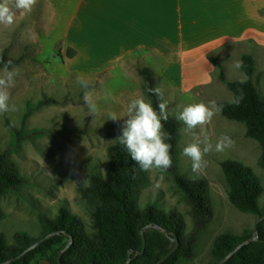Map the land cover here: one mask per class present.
Here are the masks:
<instances>
[{"label":"rangeland","instance_id":"1","mask_svg":"<svg viewBox=\"0 0 264 264\" xmlns=\"http://www.w3.org/2000/svg\"><path fill=\"white\" fill-rule=\"evenodd\" d=\"M55 4L54 0H38L28 15H22L17 10L16 21L12 26L0 24V53L5 52L19 59L17 64L11 66L19 71L14 78L15 86L10 89V103L15 104L16 111L0 115V153L14 161L26 179V183L18 189L0 193V232L10 244H17L18 232L42 237L49 233L44 215L54 217L58 208L65 206L81 218L85 237L81 241L72 242L61 253L60 264H91L90 249L100 244L91 212L103 209L108 204L82 195L80 187L86 185L90 172L106 176L109 171L118 168L117 162L107 154V147L122 134L123 118H126L129 102L140 96L150 100L142 90V78L137 73V69L142 67L138 59H133L122 73L114 68L81 72L83 69L79 57L69 61L75 54L72 57L66 55L69 46L58 40L57 31H53L47 24L48 13L53 14ZM247 48L246 45L233 46V55L228 57L227 66L222 69L226 81L248 79L242 68L235 67L241 61V52ZM256 56V59L253 58L251 81L256 86L258 97L263 98L264 52H257ZM3 68H0V75H3ZM218 72L216 68L207 84L185 88L175 83L178 74H158L160 81L155 86L164 92L169 115L176 118L177 112L191 103L207 104L215 101L218 104L222 100L231 101L233 93L226 82L219 79ZM80 76L89 82L88 89L77 83ZM167 78L174 85H165ZM86 90L92 92L94 111L83 100ZM44 96L55 99L57 103L34 109L23 130L44 129L45 132L24 140L20 148L13 149V137L6 123L19 128L26 104L36 103ZM113 113L121 119H109ZM184 127L183 122L179 121L177 170L187 177L206 181V191L214 215L212 221L197 235L194 257L187 259L181 252H177L174 264H216L235 246L253 235V223L258 217V214L238 209L229 200L234 184L224 173L221 164L226 160H238L251 167L262 188L258 204L263 210L262 148L258 140L246 135V124L243 121L229 119L221 112L206 128L196 129L198 135L195 138L185 134ZM224 134L235 141L234 146L224 152H216L215 144ZM194 141L201 142L202 147L204 142L213 145V150L205 156L207 167L199 175L192 172L191 160L183 155L184 147ZM142 173L145 183L136 187L132 194L136 212L140 214L139 210L147 203H155L164 210L176 209L182 214L188 233L193 227L192 207L175 185L172 176L159 170L154 175L144 171ZM161 175L163 180L159 179ZM157 182L160 184L158 188L155 187ZM115 225L102 226L112 234ZM146 232L149 233V228L144 230ZM261 234H264V225L258 230V239ZM258 239L241 247L224 264H264V247ZM67 242V236H58L12 264H56L58 253ZM180 244L183 245L182 242ZM158 245L170 247L167 242L158 243L153 237L152 244L145 248V252L132 257L129 264H154L162 255ZM114 259L124 264L127 253L119 251ZM96 261L105 264L98 258Z\"/></svg>","mask_w":264,"mask_h":264},{"label":"trees","instance_id":"2","mask_svg":"<svg viewBox=\"0 0 264 264\" xmlns=\"http://www.w3.org/2000/svg\"><path fill=\"white\" fill-rule=\"evenodd\" d=\"M74 54V49L68 48L66 50L68 57H72ZM211 59L214 66L219 70V79L226 82L227 87L233 93V97L234 95H239L240 91L243 92L244 96L239 106L233 105L231 101H219L218 105H223L221 113L229 119L243 121L246 124V135L258 140L261 145V162L264 166V97H258L256 86L251 81V76L254 72V59L250 54H243L241 56V61L243 62L242 70L248 79L230 81H226L224 78L223 66L218 56L215 55ZM18 62L19 59L17 58L8 56L5 52L0 53V68L6 64L12 66ZM137 73L142 78L143 92L158 111V98L149 91L156 88L154 71L148 66H142L137 69ZM49 103H57V101L44 96L36 103H27L25 111L21 116V126L19 128L6 123L13 137V149L20 148L24 140L31 139L45 132L44 129L25 131L23 128L28 116L34 109ZM163 123L164 130L171 136V140L166 142L172 145L170 155L173 161L172 167L166 172L172 176L175 185L183 192L191 204L192 229L186 233L185 221L182 214L173 208L164 210L156 206L155 203H147L139 210L140 214L136 212L132 202V194L136 187L144 185V175L139 165L131 159L127 149L117 139L107 147V154L117 162L118 168L112 169L106 176L97 172H90L86 185L80 187L82 195L96 198L108 204L103 209L91 212L94 224L97 227V240L100 243L90 249L89 261L91 264H100L96 261V258L105 262V264H121L114 259L115 254L119 251H122L124 254L127 253L128 256V251L131 250V258L139 255L136 253L142 248L140 230L147 224H150V227L149 233H144L145 247L143 253L145 252V248L152 244L153 237L156 238V242L158 243L164 241L170 244V247H160L158 245L162 255L154 261V264L173 246V242L168 236L176 237L179 245L160 264H174L177 252H181L187 259L194 257V246L197 235L212 221L214 215L213 207L207 195L206 181L202 178L187 177L177 170L179 121L169 115L168 120ZM221 165L224 173L234 184L233 190L229 193V200L232 204L242 211L258 214V217L264 214V209L261 210L258 204V197L262 188L251 167L238 160H226ZM25 183L26 179L20 174L16 163L6 158L5 154L0 153V193L6 190H16ZM44 221L49 232L56 230L67 232L72 235V242L81 241L85 237L81 218L65 206H60L54 217L44 215ZM111 224H116L112 234L102 226ZM155 225L159 226L160 229L155 228ZM263 225L264 220L258 224V230ZM162 229L166 230L167 235L162 233ZM61 235L65 234L59 233L49 237L39 246L27 252L20 260L49 240ZM39 238L30 236L25 232H18L16 233L17 244H10L7 243L4 234L0 232V262L14 257ZM258 240L264 247V234H261ZM181 242L183 245L180 244ZM230 249L228 248V250ZM56 264H58L57 261ZM65 264L70 263L65 262Z\"/></svg>","mask_w":264,"mask_h":264},{"label":"crops","instance_id":"3","mask_svg":"<svg viewBox=\"0 0 264 264\" xmlns=\"http://www.w3.org/2000/svg\"><path fill=\"white\" fill-rule=\"evenodd\" d=\"M54 1L48 27L75 49L69 61L79 57L81 72L122 73L138 59L152 68L156 85L158 74L172 72L185 88L207 84L216 71L211 58L226 67L233 46H248L241 55L254 59L264 52V0Z\"/></svg>","mask_w":264,"mask_h":264},{"label":"clouds","instance_id":"4","mask_svg":"<svg viewBox=\"0 0 264 264\" xmlns=\"http://www.w3.org/2000/svg\"><path fill=\"white\" fill-rule=\"evenodd\" d=\"M38 0H0V24L12 26L16 21L17 10L22 15H28L37 5ZM236 68H242L243 62L238 61ZM19 74L18 69L6 64L3 75H0V115L16 111L15 104L10 103V89L15 86L14 78ZM77 83L84 89H88L89 82L83 76L77 78ZM158 98V111L150 101L142 96L132 99L127 106L126 118H123L122 134L118 141L123 145L131 159L139 165L142 171L154 175L157 170L161 173L172 167L173 161L170 155L172 145L166 141L171 136L164 130V123L169 118L168 101L164 99V92L160 87L150 89ZM243 92L234 95L231 103L239 106L243 101ZM83 100L91 110H95L92 103V92L85 91ZM223 110V105L215 101L191 103L182 107L176 114V119L185 125L183 131L194 138L197 137L196 129L203 130L211 124L213 118ZM109 119L115 121L119 118L115 113ZM235 141L227 134L221 135L215 144L216 152H224L225 149L234 146ZM213 150L211 143L191 142L183 149V155L191 160L192 172L199 175L207 167L205 156ZM160 180H163L161 175ZM157 182L155 187H159Z\"/></svg>","mask_w":264,"mask_h":264},{"label":"water","instance_id":"5","mask_svg":"<svg viewBox=\"0 0 264 264\" xmlns=\"http://www.w3.org/2000/svg\"><path fill=\"white\" fill-rule=\"evenodd\" d=\"M264 220V214L260 215L259 217H257V219L254 221L253 223V227H252V233L253 235L247 239V241L241 242L239 243L237 246H235L231 251H229L226 255H224V257H222V259H220V261L216 264H224L237 250H239L241 247L245 246L246 244L252 242V241H256L258 239V224ZM150 224H147L145 226H143L140 230V235H141V241H142V248L141 250H139L136 254H142L144 247H145V238H144V230L146 228H149ZM155 228L160 229L159 226L155 225ZM162 233L164 235H167V232L165 229L161 230ZM59 233H63L68 237V242L66 243V245L63 247V249H61L56 257V261L58 264H60V256L61 253L63 251H65L69 245L72 243V235L64 232V231H60V230H56V231H51L47 234H45L44 236L40 237L39 239H37L34 243H32L31 245H29L28 247H26L25 249H23L20 253H18L17 255H15L12 258H9L3 262H0V264H10L13 263L15 261H17L18 259H20L22 256H24L27 252L31 251L32 249L36 248L37 246H39L41 243H43L46 239H48L49 237L55 235V234H59ZM168 238L173 242V246L169 249V251L163 256L161 257L155 264H160L163 260H165L167 257H169L178 247L179 242L178 239L176 237H172V236H168ZM130 254H131V250L128 251V256L127 259L125 261L124 264H129L130 262Z\"/></svg>","mask_w":264,"mask_h":264}]
</instances>
